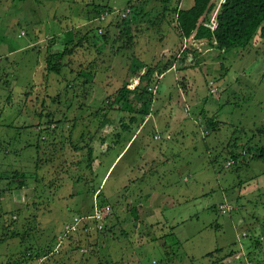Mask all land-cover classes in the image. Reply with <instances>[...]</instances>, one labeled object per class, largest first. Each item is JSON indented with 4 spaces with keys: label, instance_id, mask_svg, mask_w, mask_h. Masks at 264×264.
Listing matches in <instances>:
<instances>
[{
    "label": "rangeland",
    "instance_id": "rangeland-1",
    "mask_svg": "<svg viewBox=\"0 0 264 264\" xmlns=\"http://www.w3.org/2000/svg\"><path fill=\"white\" fill-rule=\"evenodd\" d=\"M192 3L0 0V174L26 172L20 189L0 179V264L15 263L29 246L53 253L24 264H220L238 241L260 235L264 245V163L245 153L264 145V39L181 51L176 10ZM130 5L127 43L121 19L102 25L99 16ZM70 31L82 45L63 58L60 74L47 73V57ZM167 60L173 66L152 75L142 126L145 117L110 105L125 80L139 81L131 63ZM209 117L218 121L214 131ZM92 137L97 173L87 161ZM153 154L162 160L152 163ZM221 203L234 210L221 213ZM95 204L107 210L103 230L87 223L63 238L64 225Z\"/></svg>",
    "mask_w": 264,
    "mask_h": 264
},
{
    "label": "trees",
    "instance_id": "trees-1",
    "mask_svg": "<svg viewBox=\"0 0 264 264\" xmlns=\"http://www.w3.org/2000/svg\"><path fill=\"white\" fill-rule=\"evenodd\" d=\"M208 1L209 0H193V3L189 8L176 10L178 35L182 39L192 34L193 30L196 27L199 17L206 8ZM163 2L164 4H170L171 0H163ZM133 7L134 6L130 5V8ZM107 9L108 8L106 7L103 11ZM131 10H132L131 16L134 17L136 15V9L133 8ZM165 10H167V6H165L164 8V11ZM100 12L101 10L98 9L96 14H99ZM129 18L130 16L121 19L123 22V26L119 32V35L125 38V41L127 43H131L132 41L131 29H130L131 19ZM217 20H218V27L213 33L208 29L199 26L196 30L195 37L197 39H203V38L206 39L208 44L215 45V47H217L218 50L220 51H227L229 49L236 47L245 48L249 44H251V42H254L257 36H259L261 39H264V0H227L226 3L222 5L220 12L217 16ZM99 37L104 41L107 39L106 34H101ZM92 38L94 37L92 36ZM63 39H64L62 42L64 45L63 48L61 50H58L54 54H50L47 57L46 67H45L47 73L60 74L62 68L65 65L63 63V58L68 54L69 55L72 54L77 47L82 45V41H83V38H79L76 42H74L73 41L74 35L72 34L71 31L69 33H66ZM213 40L216 41V44L213 43ZM188 57L184 55V59L187 60ZM172 66H173V62L169 60H167L161 65L159 64L155 65L154 68L147 66L146 64L143 63H139V64L131 63L130 68L133 74L142 72L141 74H139V82L136 86H133L131 81L129 82L125 80L116 91V94L113 97L112 101L110 102V105L112 106L114 104H117L116 110L118 109L119 111H123V112L134 111L135 114H140L142 117H146L149 114V107L154 98L153 92L150 91L151 87L149 86L152 80L153 73L157 71L158 74L160 75L166 70L170 69ZM79 75L87 76L83 73H79ZM135 114L131 116L133 119L136 118ZM48 115L49 114H45L44 116L46 118H49ZM52 121H53L52 118H50L47 119V121L44 122L43 124L48 125L51 124ZM217 124L218 121L214 117H209L206 119V126L208 130L214 131L215 129H217L216 128ZM127 125L125 123H121V126L124 128L123 130L127 129ZM52 127H54V125H52ZM258 131L264 132V128ZM262 132H258V133H262ZM92 138H90L89 144H87L86 147L88 150L87 161L89 162H92L93 160L92 157L93 149L90 145ZM0 146H1V142H0ZM36 147L39 149V144H37ZM75 148L78 147L75 146ZM245 153H247L251 159H255L258 161L260 160L264 163V145L261 146L257 145L254 147L248 146ZM230 158L235 160L238 157L234 155V153H231ZM89 162L88 165L90 164ZM3 176H6L9 179L8 183H13V182L16 183L17 189H20L21 187L26 185V172L24 171H18V170L6 171L5 175L0 174V179ZM244 233H245L244 237H248V234L246 232ZM68 236L69 235H67L66 237ZM261 239L262 237H258V238L253 237L251 239L252 244L256 246L259 245ZM62 243L59 245V247L57 246L56 248L57 250H59ZM239 249H242L244 251L246 250L245 246L242 247V245H240ZM237 252L238 251H236V249H230L226 254H224L220 258L219 263L226 257L230 258ZM245 252H247V250ZM52 253L53 250H51L50 248L45 249V248H36L29 246L25 248V252L22 254V256L19 257L17 261L12 264H21V263L24 264L27 262L32 263L39 257H45V256L48 257V255ZM247 253L251 262L253 264H257L251 258L250 252ZM207 255L210 256L211 252L207 253ZM235 262H237L238 264L239 263L244 264L242 258L239 260V262L230 261L229 263H235Z\"/></svg>",
    "mask_w": 264,
    "mask_h": 264
},
{
    "label": "built area",
    "instance_id": "built-area-1",
    "mask_svg": "<svg viewBox=\"0 0 264 264\" xmlns=\"http://www.w3.org/2000/svg\"><path fill=\"white\" fill-rule=\"evenodd\" d=\"M226 1L227 0H209L208 1L206 8L203 11V13L201 14V16L199 17L198 22L196 24V27L193 30L192 34L190 36L184 37L182 39L181 51L186 50L189 47V45H191V44L193 46L207 44L206 39H204V38L203 39H197L195 37L196 30L199 26H201V27L208 29L209 31H211L213 33L218 27L217 16L220 12L222 5L225 4ZM130 13H131V8L128 6L122 10L117 9V11H112V10L107 9L100 14L99 21L102 23V25H104L107 22H109V20H110V18H112V16H115L119 19H122V18L128 17ZM97 31H98V33H102L103 27L99 26L97 28ZM22 34H24L23 31L21 32V35ZM213 43L216 44V41L213 40ZM136 82L131 81L133 86H136L139 81H136ZM216 91H217V88L214 87L212 89V92H216ZM231 164H232V161L229 160V161H227L226 166H230ZM233 209H234L233 205L224 204V203H221L219 205V210L221 213H228V212L232 211ZM106 214H107V210L105 209V207H101V206L95 204V206H93V208H92L91 214L74 216L70 222H68L64 225V237L63 238H65L67 235H71V234L76 233L82 227H86L85 224H87V223L93 224L94 228L97 231H102L104 228V225H103L104 215L106 217ZM242 235L245 236V233L243 232ZM59 243H61V242L59 241ZM82 251H85V250H82ZM55 252H58V250L55 249ZM247 254L248 253L245 251L237 252L236 254H234L233 256L228 258V260L239 262V260L242 258L244 261V264H253L251 262V260L249 259ZM45 259H46V256L45 257H39L37 259V262H39V261L43 262Z\"/></svg>",
    "mask_w": 264,
    "mask_h": 264
},
{
    "label": "crops",
    "instance_id": "crops-1",
    "mask_svg": "<svg viewBox=\"0 0 264 264\" xmlns=\"http://www.w3.org/2000/svg\"><path fill=\"white\" fill-rule=\"evenodd\" d=\"M189 59V58H188ZM193 59V58H192ZM182 77H185L186 78V76L184 75V76H182ZM186 81H187V79H186ZM191 83V82H190ZM190 88H191V84H190ZM116 107H117V105H116ZM116 111H118L119 112V110L117 109ZM150 118V114H148L146 117H145V120H142V122L140 123V126H142V124L143 123H145L146 122V120L147 119H149ZM133 118L131 117V120L130 121H132V122H137V119L136 118H134L133 120H132ZM110 131V130H109ZM137 132V131H136ZM93 140H94V138H92V140H91V143L93 142ZM131 140V139H130ZM129 140V141H130ZM92 147V146H91ZM104 148H105V146H104V144H102L101 145V151L103 152V150H104ZM92 149H93V152H94V148L92 147ZM158 153V152H157ZM160 153V152H159ZM119 156V154L116 156V158L115 159H113V161H112V164H111V167H112V165L114 164V162H115V160L117 159V157ZM151 159V162L152 163H154L156 160H159V159H161L162 160V158L160 157V154L158 155V154H153L152 155V157L150 158ZM156 159V160H155ZM93 161H94V163H96V165L94 166L95 168H94V171L97 173L98 172V170H97V167H98V164H97V160H96V158L95 159H93ZM110 167V168H111ZM110 168H109V170H110ZM109 170H108V172H109ZM234 210V209H233ZM140 219H137V221H139ZM258 237H262V236H258ZM257 237V238H258ZM263 238V237H262ZM251 244H252V241H251ZM249 244V245H245V243L243 242L242 243V241H238V247L240 248V245H242V247H247V246H249V249H247V252H250V254H251V258L253 259V261L255 262V263H257V264H263V262L264 261H262L263 259L260 257V255L262 254V253H264V245H262V240H260V244L259 245H254V244ZM230 249H232V248H230ZM229 249V250H230ZM236 251H238V249H236ZM228 258L229 257H226L225 259H223L221 262H220V264H224L225 263V261H226V259L228 260ZM236 263V262H235ZM240 264V263H239Z\"/></svg>",
    "mask_w": 264,
    "mask_h": 264
}]
</instances>
